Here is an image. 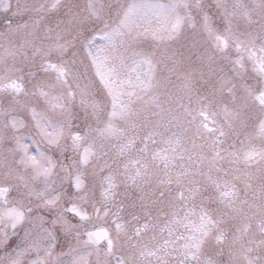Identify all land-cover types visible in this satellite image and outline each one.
Returning <instances> with one entry per match:
<instances>
[{
    "label": "snow or ice",
    "instance_id": "1",
    "mask_svg": "<svg viewBox=\"0 0 264 264\" xmlns=\"http://www.w3.org/2000/svg\"><path fill=\"white\" fill-rule=\"evenodd\" d=\"M0 264H264V0H0Z\"/></svg>",
    "mask_w": 264,
    "mask_h": 264
}]
</instances>
